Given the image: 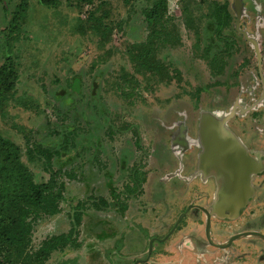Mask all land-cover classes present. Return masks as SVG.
Wrapping results in <instances>:
<instances>
[{"label":"rangeland","instance_id":"1","mask_svg":"<svg viewBox=\"0 0 264 264\" xmlns=\"http://www.w3.org/2000/svg\"><path fill=\"white\" fill-rule=\"evenodd\" d=\"M208 1L211 0H188L192 19L199 29L204 25L197 19ZM214 1L227 3L233 35L236 39L255 40L264 63V0H239L241 12L237 18L234 0ZM19 3L20 0H0V65L9 56L18 71L13 99L0 112V135L20 147L22 162L35 181L44 182L48 179L45 166L28 162L26 148L37 144L57 147L58 133L64 127L73 125L80 129L77 149L53 165L54 169L61 167L73 174L72 179H63L61 210L52 217L43 216L34 225L31 244L36 247L51 236L70 231L71 212L80 202L82 214L75 228L74 244L53 252L42 264H111L113 258L114 264H122L115 260V254L110 260L104 259L107 241L115 239L103 242V211H93L86 200L105 195L103 168L110 167L109 163L110 170L117 174L122 152L137 155L140 151L144 172L148 173L156 134L167 133L177 124L193 132L201 113L215 114L213 105L219 78L210 74L206 62L199 57L202 44L198 50L194 48V35L184 22L181 0H167L173 39L171 45H165L157 53L163 63L179 71L180 80L173 76L169 84L162 85L138 77L140 88L132 107L118 97L115 87L122 71L131 73L133 69L127 48L143 42L148 34L141 13L143 0H96L90 6H81L77 0H58L56 7L27 0L14 28V12ZM90 14L101 21L102 27L111 28L106 37L88 30L85 21ZM248 40L238 45L227 76L235 70L245 73L255 69V52ZM242 59L249 60L248 67L238 66ZM95 82L98 84L93 88ZM91 110L101 111L100 116L88 119ZM106 121L115 128L130 125L131 129L109 137ZM132 129L140 136L138 150L132 144ZM82 147L85 152L81 157L77 153ZM94 152L100 167L92 160ZM164 156L159 151L153 164ZM113 183L118 184L116 177ZM123 252L122 257L129 254Z\"/></svg>","mask_w":264,"mask_h":264},{"label":"flooded vegetation","instance_id":"2","mask_svg":"<svg viewBox=\"0 0 264 264\" xmlns=\"http://www.w3.org/2000/svg\"><path fill=\"white\" fill-rule=\"evenodd\" d=\"M248 42L255 69L227 76L236 58L230 55L211 113L237 143L218 144L230 161L220 160L217 171L201 168L207 147L198 124L193 132L177 124L152 139L148 173L140 151L122 152L117 174L109 163L103 168L105 195L86 201L93 211H103V242L115 239L107 241L104 259L115 254L122 264H264V63L258 43ZM249 64L242 59L238 66ZM140 143L133 144L135 150ZM159 151L164 159L153 164ZM78 203L74 210L82 214ZM123 251L129 254L122 257Z\"/></svg>","mask_w":264,"mask_h":264},{"label":"trees","instance_id":"3","mask_svg":"<svg viewBox=\"0 0 264 264\" xmlns=\"http://www.w3.org/2000/svg\"><path fill=\"white\" fill-rule=\"evenodd\" d=\"M27 0H20L16 7L13 27H17L18 18L25 9ZM96 0H77L81 6L93 5ZM129 1V0H127ZM181 5L184 22L187 29L194 35V48L202 49L199 57L206 62L210 74L218 77L226 68L229 56L237 51L238 43L233 35L232 16L225 1H208L205 11L199 14L198 23H203L199 29L192 19L188 0ZM45 7H56L58 0H38ZM143 23L148 34L141 43H135L127 48V56L133 65L132 72H124L119 76L116 84L118 97L129 107L134 104L137 90L140 88L141 79L169 84L173 76L180 80L179 71L171 69L157 57V53L165 45H171L173 34L172 18L167 14V0H143ZM20 13V15H19ZM85 23L88 30L94 35L106 37L111 31L109 27H102L101 21L93 14L87 16ZM193 23L191 26L190 24ZM18 80V71L15 62L7 56L0 65V112L6 103L13 99L15 86ZM98 82L93 85L97 87ZM196 91H199L197 89ZM92 93H95L93 90ZM101 111H92L88 119H96ZM102 115V114H101ZM106 135L112 137L119 133L130 131V125L113 127L106 121ZM79 128L73 125L66 126L58 133L60 142L57 147L32 145L26 148V157L30 163H41L48 172V179L36 182L31 170L22 162L20 147L11 140L0 135V264H42L55 252L64 250L74 244L76 226L81 220V212H71L72 228L67 233L51 236L32 246L34 225L43 218L52 217L60 212V202L63 200L65 184L63 179H72L70 171H62L59 167L54 169V162L62 156L70 155L77 149L76 137ZM134 139L132 144L138 145L139 138L135 129L130 132ZM79 150V149H78ZM85 148H80L77 154L82 157ZM100 167L97 154L92 158ZM91 160V161H92ZM78 208L81 206L80 202ZM76 208V207H75ZM74 208V209H75ZM73 209V210H74Z\"/></svg>","mask_w":264,"mask_h":264},{"label":"water","instance_id":"4","mask_svg":"<svg viewBox=\"0 0 264 264\" xmlns=\"http://www.w3.org/2000/svg\"><path fill=\"white\" fill-rule=\"evenodd\" d=\"M238 7V0H235L234 8L236 11H238ZM198 135L200 136L202 143L207 147L203 151V154H200L199 166L201 168L209 169L210 171H217V168L220 167V160L224 161V158H226L230 161L231 158L229 154L227 156L221 153L224 149H220L218 144L225 142V140L228 143L231 142L232 145L237 143L233 139L231 133L224 128L220 121L209 113H201L198 122ZM223 137L226 138L223 139Z\"/></svg>","mask_w":264,"mask_h":264}]
</instances>
